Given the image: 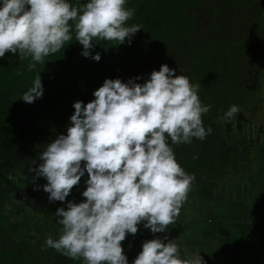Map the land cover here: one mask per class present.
Instances as JSON below:
<instances>
[{
	"label": "clouds",
	"instance_id": "9594fccd",
	"mask_svg": "<svg viewBox=\"0 0 264 264\" xmlns=\"http://www.w3.org/2000/svg\"><path fill=\"white\" fill-rule=\"evenodd\" d=\"M134 12L126 0H87L82 7L68 0H0V58L6 53L21 61L30 57L32 71L64 49L74 30L81 55L98 62L100 54L91 52L94 41L130 44L141 30L126 26ZM139 79L106 78L93 100L74 102L66 134L48 143L38 157L41 163L29 169L47 181L43 191L49 201L62 203L87 173L84 199L56 209L62 233L45 240L46 248L82 264H128L122 247L127 235L137 234L141 223L153 234L175 223L195 176L176 161L169 140L189 144L212 132L203 125L212 106L202 104L199 84L166 64L145 82ZM42 95L38 74L20 99L31 104ZM239 111L230 106L224 120L230 122ZM132 264L206 262L200 253L181 258L175 239L165 236L144 241Z\"/></svg>",
	"mask_w": 264,
	"mask_h": 264
},
{
	"label": "trees",
	"instance_id": "16d2710c",
	"mask_svg": "<svg viewBox=\"0 0 264 264\" xmlns=\"http://www.w3.org/2000/svg\"><path fill=\"white\" fill-rule=\"evenodd\" d=\"M200 1L139 0L129 4L127 8L135 12L126 26L139 25L141 30L132 37L130 44L126 41L116 46L115 42L94 41L96 45L91 52L92 55L100 54L98 62L81 55L82 45L65 44L64 49L45 58V66L37 64L25 75L19 70L20 76L14 74L12 77L11 71L0 69V264H82L80 260L46 248L45 240L49 235L58 239L62 233V226L53 216L56 209H66L67 201L79 203L84 199L81 193L86 188L87 173L62 203L49 201L48 193L43 191L47 181L42 177L34 178L35 173L29 169L41 163L38 157L48 143L66 134L74 112L73 103L91 101L92 93L104 80L113 79L121 70L141 79L139 74L145 71L144 79L136 81L143 83L153 70L158 71L166 64L175 69L176 74L187 76L193 85H200L198 95L202 104L212 106L202 117L203 125L210 127L212 132L204 140L193 138L189 144L171 145L169 140L176 161L186 173L195 176L185 203L197 196L199 184L206 182L204 176L211 166L208 165L214 164L212 153L218 141L225 143L230 134L218 113L227 112L229 94L237 93L235 84L225 85L239 77V74L232 75L231 66L244 63L235 59L233 53L244 51L243 45L250 46L246 41L250 27H253L251 34L261 39L259 31L264 14V0H204L209 3L212 15L209 22L212 35L204 36L197 31L203 21L194 19L193 10L189 11ZM254 26H258V32L254 31ZM236 36L241 39L246 36V42L242 46V43L236 44ZM12 59L18 60L15 56ZM38 74L43 95L31 104L25 103L21 95L32 86ZM129 79L133 78L128 77L123 82ZM218 167L220 170L219 163ZM24 193L30 200L25 207L20 204V196ZM185 203L179 221L170 225L165 233L153 234L141 223L137 234L127 235L122 247L128 264H132L144 241L157 237L163 240L165 236L175 239L181 258L187 257L182 246L193 244L190 245L189 240L193 239L195 229H186V225L179 223ZM206 254L207 259L210 252ZM205 262L214 264L210 257Z\"/></svg>",
	"mask_w": 264,
	"mask_h": 264
},
{
	"label": "flooded vegetation",
	"instance_id": "af4514ba",
	"mask_svg": "<svg viewBox=\"0 0 264 264\" xmlns=\"http://www.w3.org/2000/svg\"><path fill=\"white\" fill-rule=\"evenodd\" d=\"M262 23L259 35L262 41L260 44L263 46L261 44L259 50L264 52V14ZM251 29L252 27L249 28L250 32ZM251 85L256 86L261 92L259 96L264 98V81ZM240 88L235 85L237 93ZM260 101V97L255 99V102L251 101L255 104L256 113L252 115L257 116V119L248 118L240 110L234 119L226 122V112L218 113L230 133L227 136L228 144L225 145V142L220 146L225 149L222 158L225 159L228 153L242 151L246 152V155L242 156L247 159L245 162L228 156L223 164L225 169L229 166L225 171L231 174L226 177L228 184L232 182L231 189L217 191L214 197L206 191L201 195L204 197H200L205 206L203 210L211 209L218 217H210L204 225L193 228L195 230L191 240L200 234L196 238L202 244L201 250L210 252L209 257L214 264H264V143L259 147L260 141L264 142V101ZM253 142L254 146L249 147V143ZM221 167L220 165V170L223 169ZM244 179H248L249 183L241 184ZM210 199H213V206L208 204ZM192 245L191 248L199 249L197 244Z\"/></svg>",
	"mask_w": 264,
	"mask_h": 264
},
{
	"label": "rangeland",
	"instance_id": "374dc122",
	"mask_svg": "<svg viewBox=\"0 0 264 264\" xmlns=\"http://www.w3.org/2000/svg\"><path fill=\"white\" fill-rule=\"evenodd\" d=\"M139 0H126V7H129V4L132 5V3H136ZM69 3H71L73 6H83V4H85L87 2V0H68ZM209 3H206L204 0H201L200 3L195 4L191 9H189V11L191 12V10H193V13L195 14L194 19L197 20V18L200 19V21H203L202 26L197 30L199 31L198 33L200 35H206V36H211V29H210V19H212V15L210 14V8L208 7ZM189 12V13H190ZM72 23V22H70ZM263 25V23H262ZM225 28V26H224ZM258 26H254V31H257ZM225 30V29H223ZM253 30V27L252 29ZM258 32V31H257ZM261 32V31H259ZM261 34V33H260ZM72 40L70 42H68L69 44L67 46H72V44H74L75 46H77L79 44V42H77L75 40V32L73 30L72 32ZM240 36H236L234 37L235 43H242L241 46L243 45V42L250 43V46H246L243 45L244 51H238V52H234L233 56L235 59H239L240 62H244L243 64L240 63H236V66H231V71H232V75H238L239 77L236 79V81H229L227 82L225 85H233L235 84L237 87H241L239 93H235V94H229V97L231 98L230 103H228L227 105L231 106V105H236L240 108L241 111H243L245 113V115L248 118H256L257 116H254L252 114H256L254 112V106L255 104H252V102H255V99H257L258 97L261 98V101H264V98H262L260 95V90H258V88L256 86H252L251 84H257V82H259V84H261L264 81V52L259 50L261 46L260 42L261 39L260 38H256L254 34H251V32L248 35L247 40L246 36L245 38L241 39L239 38ZM244 40V41H243ZM263 46V44H262ZM232 52V51H231ZM248 53V55H247ZM15 56L18 58V54L17 55H13L11 53H6L5 57L0 58V69L3 70H7V72L11 71V76L14 77V74L19 77L20 73L19 70L24 72V75L27 73H29L30 71H28L27 69V65L29 62H31L30 57L26 58L24 60H16L15 61L12 59V57ZM46 61V59H45ZM46 64H39V66L43 67ZM181 66H183L184 64H180ZM183 69V68H182ZM142 73L139 74L140 76L145 77V71L141 70ZM19 74H18V73ZM134 74L129 73L127 71L123 72L122 70L113 77V79L119 78L122 81L126 80L128 77L135 79V75L132 76ZM10 76V77H11ZM127 77V78H126ZM141 79V80H142ZM140 80V81H141ZM242 84V85H240ZM240 85V86H239ZM230 88V87H228ZM94 96L92 95L90 100H93ZM250 101V102H249ZM260 101V102H261ZM36 108V107H35ZM261 110V109H260ZM247 127V126H246ZM245 127V128H246ZM254 130V129H253ZM255 131V130H254ZM255 138V136H254ZM255 141V140H254ZM227 142V141H226ZM263 141H260L259 143V147H261V145H263ZM227 143H225V145H227ZM255 142H253V144L249 143V147L254 146ZM220 146H222V142L218 141L217 143V149L215 152H213L212 157L215 159L213 162L214 164H209L207 168V176H204V178H206V182H203L202 179V183L199 184L200 189L197 192V196H195L194 198H191L189 202L185 203L184 206V211L181 213L180 216V222L183 225H186V229L192 230L193 228H196L197 226H201L204 224V220L209 216V218H217L218 216L216 215V212H213L211 209L207 210H203V208H205L204 204L201 203V198L200 197H204L201 196L203 195V192L208 191L209 195L214 197L217 191L223 192L226 191V189H231L230 186L232 185V182L230 181L229 184L226 182V177H229V172L225 171L227 170L225 169V166L222 161V157H223V153L225 152L224 148H221ZM242 154L246 155V152L239 151V152H232L231 154H227V157L229 156L231 159H236V160H240L241 161H245L246 162V157ZM226 157V158H227ZM225 158V160H226ZM244 158V159H243ZM224 160V161H225ZM264 162V160H263ZM221 165V169L219 170V167L217 168V165ZM241 175V173H240ZM209 177V178H208ZM254 178V177H253ZM200 181V182H201ZM262 181V180H260ZM241 184H248L249 180L248 179H244L243 182H240ZM233 190V189H232ZM236 193V192H235ZM224 194V193H223ZM20 196V194H19ZM210 199V202H208L209 205L213 206L214 202H212ZM35 201V200H34ZM30 202L29 197L27 196V193H24L23 195L20 196V204L22 206H26L28 205V203ZM189 207V208H188ZM183 209V207H182ZM216 211V209H215ZM204 213V214H202ZM208 213V214H207ZM177 221H179V216L178 219H176ZM195 242L190 241V243H195L198 245L199 249H195V248H191L189 246H186V244H184L182 246V251L185 252V254L187 255V257H191L193 256L195 253H200V255L204 258L207 257L206 252L203 250H201L202 248V244L200 243V240H194ZM193 244V245H195ZM5 245V244H2ZM192 245V246H193ZM203 255H202V254ZM203 258V259H204ZM209 258V256H208ZM207 258V259H208ZM207 259L205 258L204 261H207Z\"/></svg>",
	"mask_w": 264,
	"mask_h": 264
}]
</instances>
